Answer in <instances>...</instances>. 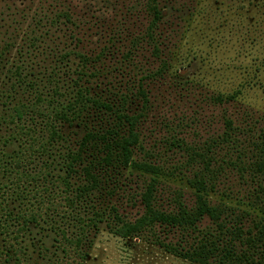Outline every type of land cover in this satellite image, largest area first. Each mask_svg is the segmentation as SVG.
Masks as SVG:
<instances>
[{"label":"rangeland","instance_id":"374dc122","mask_svg":"<svg viewBox=\"0 0 264 264\" xmlns=\"http://www.w3.org/2000/svg\"><path fill=\"white\" fill-rule=\"evenodd\" d=\"M37 1L0 0V264H61V231H65L70 238L83 234L81 249L87 253V258L82 264H158L159 255L142 254L141 248L125 251V243L108 235L104 223L97 222V226L89 223L91 219L98 221L95 214H101L105 206H114L118 215L129 221L139 217L143 212L139 201L142 182L136 176L124 178L123 175L113 179V183H108V186L101 184L94 191L95 196L91 197V201L84 198L75 200V189L85 183L84 175L79 170L77 175L72 174L69 179L74 189L71 196L75 203L66 210V214L45 215L40 212L41 218L36 223L22 228L23 216L44 210L47 202L58 198V191L51 187V182L56 177L66 176L65 169L62 168L66 154L59 147L48 148L46 153L39 154L38 145L48 136L44 122L27 117L20 122L14 118L11 122L9 114L20 104L33 103L38 96L57 100L58 94L54 91L62 93L64 89L78 86L74 84L76 76L54 70L53 54L73 49V42L65 35L58 32L50 38L44 37L40 49L36 51L30 48L27 52L24 34L29 30L31 14L38 6ZM69 1L79 9L96 8L101 2ZM196 1L177 0L178 7L183 6L180 9L182 15H186L187 19L191 18L185 25L187 33L183 35H173L171 32L183 30L181 27L184 26L175 19L176 11L170 6H163L161 9L165 17L162 30L164 36H167L164 39L165 51L185 42L192 44V49L198 50L199 58L188 67L178 70L179 80L185 81L200 75L204 78L203 84L208 85L205 89L217 92L222 89L221 85L232 86L241 76L237 70L245 67L246 70H253L264 82V65L259 63L264 59V15L258 12L241 14L243 11L239 13L232 0H204L206 3L202 14L195 18L192 16V8ZM128 4L129 0H117L116 9L124 11ZM149 20L141 10L127 16L128 32L133 36L137 35L144 30ZM93 31L91 34H95L93 40L96 41L97 32ZM108 33L109 31L107 36ZM106 38L105 33V42ZM83 45H86L85 39ZM88 46L95 49L94 45ZM186 48L181 50L185 52ZM120 49V52L124 51V46ZM120 52L114 55L115 58L108 57L106 64L112 65L119 58ZM255 59L259 60L254 61ZM136 60L144 68L157 66L151 58V48L139 52ZM77 61L76 58L71 59V70L75 68ZM201 77L197 79L200 80ZM130 79V76L115 71L105 80V86L97 88L83 81L78 83L80 86L92 87L94 91L115 93L130 103L132 110H138L141 106L149 109V118L142 127L147 133L143 135L144 144L158 156L169 175L166 178L167 187H163L158 194V205L163 209H172L178 192L183 202L192 205L194 191L187 180L192 179L195 172L201 171L215 180L217 189L212 194L215 201H226L236 206L240 202L243 207L253 205L252 211L258 213L261 204L256 201V196L260 197L259 201L264 197L259 193L257 183L264 182V174L255 163L263 156L261 149L264 146L258 134L260 129H264V117L255 115L250 120L245 116L240 117L244 107L233 104L214 105L210 99L200 102L199 95L205 90L190 93L170 88L168 86L171 83L166 82L167 79L165 82L145 84L149 95L147 98H140L122 87V81ZM204 96L209 97L206 93ZM245 97L248 105L253 103L261 106L263 103L264 106L259 91L248 92ZM253 110L261 114L260 111ZM225 118L231 120L234 127L245 131L246 135H230L229 141L232 143H223L222 136H225L218 134L224 131ZM164 123L169 129L164 127ZM244 123L249 128H243L246 127ZM21 125L30 130L34 142H31L29 136L19 133ZM153 127L155 135H149ZM58 131L73 147L83 136V132L76 128L64 127L61 132L59 129ZM174 132H182V135H169ZM176 139H181L179 141H183L184 145L170 146L169 141ZM214 142L216 146L213 145ZM30 144L34 148L33 153L26 150ZM208 148L211 154L207 153ZM207 156L210 157L209 162ZM105 202H109V205ZM207 224L208 221H204L202 227ZM245 224L248 226L250 222L246 220ZM126 244L131 245L130 242ZM164 264L173 263L165 261Z\"/></svg>","mask_w":264,"mask_h":264},{"label":"trees","instance_id":"16d2710c","mask_svg":"<svg viewBox=\"0 0 264 264\" xmlns=\"http://www.w3.org/2000/svg\"><path fill=\"white\" fill-rule=\"evenodd\" d=\"M232 2L239 13L243 11L241 14L258 12L264 15V11L261 13V10H264V0ZM205 3L204 0H197L192 8V16L200 17ZM116 4L117 0H101L96 8L79 9L69 0H38V6L31 14L29 30L24 34L27 52L30 48L36 51L40 49L44 37L50 38L58 32L65 35L73 42V49H69L67 44V51L53 54L54 70L76 76L74 84L78 86L64 89L62 93L54 91L58 94L57 100L38 96L33 103L20 104L9 114L11 122L14 118L20 122L26 117L44 122L48 136L38 145L39 154L46 153L48 148L58 147L66 154L65 163H62L66 176L56 177L51 182V187L58 191V198L47 202L44 210L23 216L22 228L36 223L42 214H66V210L73 206L75 200L84 198L91 201V197L95 196L94 191L101 184L108 186L116 177L136 176L142 182L139 201L143 212L139 217L129 221L118 215L114 206H105L101 214L94 213L98 221L91 219L89 222L93 226H97V222L104 223L108 235L125 243V251L131 252L141 248L142 254L159 255L158 264H164L165 261H171L173 264H264V199L259 201L260 197L256 196V201L261 204L258 213L252 211L253 205L243 207L240 202L236 206L226 201H215L212 197L217 189L215 180L197 171L192 179L187 180L189 187L194 191L192 205L183 202L178 192L174 198V207L163 209L158 205L157 199L162 188L167 187L166 178L169 175L158 156L144 144L143 135L147 133L142 127L149 118V109L141 106L138 110H132L130 103L117 94H106L105 90L94 91L92 87L80 86L78 81L98 88L105 86V80L118 71L131 78L121 83L125 91L140 98H147L149 89L145 88V84L165 82L167 79L166 82L171 83L168 86L170 88L190 93L205 90L204 93L209 97L204 96V93L199 95L200 102L210 99L214 105L233 104L244 107L240 117L245 116L250 120L255 115L264 117V106L263 103L261 106L253 103L248 105L245 94L259 91L264 101V82L253 70H246L245 67L237 70L241 76L232 86L221 85L222 89L217 92H210V88L205 89L208 85L203 84L204 78L200 75L185 81L179 80L178 70L197 60L198 50L192 49V44L185 42L165 51L164 39H167V36H164L162 30L165 17L161 9L163 6H170L176 11L175 19L184 26L181 27L183 30L171 32L173 35H183L187 33L185 25L191 20L182 15L180 9L183 6L179 8L177 0H129L123 11L116 9ZM140 10L150 20L144 30L133 36L128 32L126 17ZM106 15L109 17L106 18ZM91 31L97 32L96 41L93 40L95 34H91ZM84 39L86 45H83ZM88 45H94L95 49ZM188 45L190 47L187 50ZM123 46L124 51L120 52ZM149 48L151 58L157 66L144 68L136 57L139 52ZM182 48H186V51H182ZM118 52L121 53L119 58L115 59L112 65L106 64V59L114 57ZM72 58L78 60L73 70L70 65ZM256 60L259 59L254 61ZM259 63L264 65V59ZM253 109L261 114H257ZM164 124V127L169 129L167 124ZM244 125L246 127L243 128H249L246 123ZM64 127L76 128L83 132L82 138L74 147L60 136L63 134H59L58 129L61 132ZM24 128V125H21L19 133L29 136L31 142H34L30 130ZM149 135H155V127L150 130ZM169 135H182V132ZM218 135L225 136H222L223 143L231 144L230 135H246V132L234 127L233 122L225 118L224 131ZM258 135L264 146V129H260ZM179 140L181 139L170 140V146L184 145V142ZM213 145L216 146V142ZM26 150L33 153L34 148L30 144ZM261 150L263 156L255 165L262 169L264 174V148ZM207 153L211 154L209 148ZM209 158H206L208 162ZM207 168L205 167L206 170ZM79 170L84 175L85 183L75 189L77 194L74 200L71 196L74 189L69 179L72 174L77 175ZM257 184L259 193L264 197V182ZM106 204L109 205V202ZM246 220L250 222L248 226L245 224ZM204 221H208L206 227H202ZM66 234L61 231V264H82L87 258V253L81 249L83 234L76 238H70ZM135 240L137 243H134ZM127 242L131 245L127 246Z\"/></svg>","mask_w":264,"mask_h":264}]
</instances>
